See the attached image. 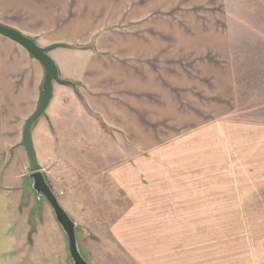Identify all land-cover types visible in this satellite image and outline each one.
<instances>
[{"label": "rangeland", "instance_id": "obj_1", "mask_svg": "<svg viewBox=\"0 0 264 264\" xmlns=\"http://www.w3.org/2000/svg\"><path fill=\"white\" fill-rule=\"evenodd\" d=\"M107 1L115 5L110 11L116 14L117 0ZM87 9L89 0H78V15L84 16ZM104 15L107 20L101 22ZM108 15L98 12L89 28L118 31L134 25L108 22ZM253 16L250 20L258 31L249 23L232 25L241 33L233 57L236 99L222 105L229 115L191 119L183 127V133L190 134V147L179 151L180 158L189 157L191 162L202 158L205 167L175 166L171 160L147 167L156 179L149 175L141 178L142 184L133 183L138 179L134 174L138 153L128 151L132 142L127 139L123 153L124 141L114 134L116 130L104 127L106 133L99 135L91 127L89 182L73 181L72 167L85 171L80 161L68 152V157H58L44 140H38L41 168L77 223L80 251L91 264H264L262 10ZM93 39L89 38V45ZM189 97L192 107L201 106L203 100L209 105L200 95ZM1 138L0 264H73L68 238L51 205L33 188L24 147L16 141L8 145ZM164 154L163 158L171 159ZM151 181L159 192L149 191L153 199L146 198ZM139 189L134 197L133 190ZM187 189L200 197L199 205L185 206L175 200L186 198ZM153 208L158 212L149 213Z\"/></svg>", "mask_w": 264, "mask_h": 264}, {"label": "crops", "instance_id": "obj_2", "mask_svg": "<svg viewBox=\"0 0 264 264\" xmlns=\"http://www.w3.org/2000/svg\"><path fill=\"white\" fill-rule=\"evenodd\" d=\"M112 7L107 0H89V9L79 16L78 0H0V21L41 46L57 45L50 55L61 78L77 84L75 88L54 83L47 114L33 125L37 155L38 140H44L58 157L69 154L80 161L85 171L72 167L73 181L89 182V146L94 145L89 133L93 134L92 127L103 135L107 127L123 139V153L127 139L133 145L128 151L138 153L134 159L138 179L133 183L142 184L141 178L149 175L156 179L147 167L171 160L175 166L205 167L202 158L194 162L180 158L179 151L190 147V134L183 133V127L191 119L229 115L222 105L236 99L233 57L241 33L232 25L253 24L250 18L261 10L264 22V0H117L116 14ZM100 11L109 14L108 22L134 25L118 31L89 28ZM105 15L101 22L107 20ZM252 30L258 31L254 24ZM261 35L264 43V30ZM89 38H94L90 45ZM45 74L44 65L23 45L0 33V136L4 143L16 141L23 146V127L41 100ZM191 93L208 99L209 105L203 100L201 106L192 107ZM174 127L181 131L175 132ZM165 152L171 159L162 157ZM148 187L146 198L151 196L149 191L159 195L152 181ZM187 190L186 198L175 200L185 206L199 205L200 197ZM138 191L142 190H133L134 197ZM153 209L149 213L158 212Z\"/></svg>", "mask_w": 264, "mask_h": 264}, {"label": "water", "instance_id": "obj_3", "mask_svg": "<svg viewBox=\"0 0 264 264\" xmlns=\"http://www.w3.org/2000/svg\"><path fill=\"white\" fill-rule=\"evenodd\" d=\"M0 33L23 45L36 59H38L44 65L46 69L42 87V97L35 111L25 121L21 144L26 150L30 163V177L33 179V188L36 190L39 196L43 195L51 205L57 221L63 228L68 238L69 252L73 260V264H91L83 257L80 251L77 237V223L62 206L58 196L45 177L38 160L33 139V125L39 118L46 116L47 109L53 97L54 83L57 82L69 84L75 88L77 87V84L71 80L61 78L58 66L50 55V51L57 45L54 44L51 46H41L34 38L25 35L16 28L8 26L1 21Z\"/></svg>", "mask_w": 264, "mask_h": 264}]
</instances>
